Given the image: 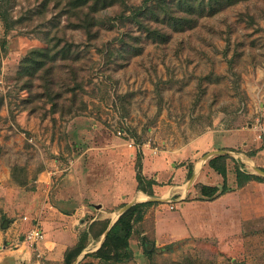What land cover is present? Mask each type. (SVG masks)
<instances>
[{
    "label": "rangeland",
    "instance_id": "374dc122",
    "mask_svg": "<svg viewBox=\"0 0 264 264\" xmlns=\"http://www.w3.org/2000/svg\"><path fill=\"white\" fill-rule=\"evenodd\" d=\"M142 1L93 10L73 8V0H0V251L28 255L14 264H64L84 233L72 264H112L93 256L102 243L103 234L95 236L102 202L89 188L123 161L136 175L139 152L141 165L145 155L171 160L215 127L242 129L244 143L231 153L263 185L226 196L224 218L171 241L155 239L147 213L159 202L150 201L133 223L131 259L118 264H264V0L202 17L162 42L128 18ZM190 183L200 184L186 172L183 184ZM83 198L91 202L83 206ZM162 203L164 220L172 219L176 202ZM212 208L203 212L213 215ZM55 215L73 239L59 259L46 255L45 233L36 249L20 241L31 221L41 226Z\"/></svg>",
    "mask_w": 264,
    "mask_h": 264
},
{
    "label": "crops",
    "instance_id": "0c3cea01",
    "mask_svg": "<svg viewBox=\"0 0 264 264\" xmlns=\"http://www.w3.org/2000/svg\"><path fill=\"white\" fill-rule=\"evenodd\" d=\"M243 134L242 129L237 127L232 129L215 127L192 139L187 146L178 149L175 154L172 155L171 160H166L161 156L152 157L151 159L147 155L143 156L141 174L144 178L154 181V184L151 186V191L158 197L149 198L150 196L147 193L137 188L135 173L133 170H130L129 161H123L120 165L115 164L113 167V174L110 178L101 181V183H96L89 188L91 193H93L90 197L93 200L102 202L95 203L98 208L96 215H101L100 219H106L109 227L118 218L120 210L125 205L130 203L133 204L136 200L155 201L153 198H158L156 201L159 202V204L155 207L152 205L153 208L151 206L147 213L153 215L155 239L157 241H171L195 235V231L200 229V226L205 225L206 222L208 223V220L211 218L219 220L225 217L223 207L219 208V206H223L222 201L226 196L233 193L237 195L246 188H254L255 186L263 185L260 180H249L242 186H238L237 184L236 169L244 172V170L241 169V162H243V160L241 158L238 159L240 155L232 154L231 151H233V149H241L244 143ZM203 153H206L204 163L201 161L197 163L196 159L198 154ZM219 154L228 155L226 159L225 181L221 175L211 169L207 163L210 156L212 157ZM174 159L177 163L173 161ZM235 161L238 164L236 168L234 166ZM124 162L125 164L123 165ZM184 162L192 163V173L190 177L199 180L200 184L198 187L193 183L187 185L183 184L186 178V172L188 174V169L186 170ZM169 163L171 167H169ZM178 163L182 164L177 166ZM162 180H170L171 185L167 187L161 186L160 183ZM223 184H225L226 190L217 194L215 198L205 197L200 192V187L203 185L210 187L216 186L221 190ZM82 186L83 189L87 187L84 184ZM95 195H100L98 197L99 199ZM174 196L175 198L173 199L172 197ZM167 201L176 202V208L173 213L175 216L170 220H164L163 217L165 212H169L168 209L164 206L160 207L161 204L166 206V203L164 204L162 202ZM81 202L84 203L83 206H85V203L88 204L91 201L84 200L83 198ZM209 206L213 207L212 209L216 216L209 212H203V208ZM116 207L119 209L116 210ZM85 209L88 210L87 208ZM41 220V229L45 233L44 244L49 249V251L45 250V253L47 256L59 259V257L63 255L64 250L73 244V239L62 230L63 228L60 226L62 222L58 215L53 217L44 216ZM170 223L172 226L168 228L163 227L164 224ZM7 225H9L8 221L2 223V227H6ZM5 251V248L0 251L1 264H14L12 262L15 257H28L26 253L21 255L15 249H13V255L4 257L3 254ZM89 252L93 251H85V253Z\"/></svg>",
    "mask_w": 264,
    "mask_h": 264
},
{
    "label": "trees",
    "instance_id": "16d2710c",
    "mask_svg": "<svg viewBox=\"0 0 264 264\" xmlns=\"http://www.w3.org/2000/svg\"><path fill=\"white\" fill-rule=\"evenodd\" d=\"M245 1L247 0H143L140 5L131 8L128 18L138 29L145 33L146 37L162 42L168 40L170 33L182 32L196 27L202 17H211L228 7ZM116 2H122V0H73L72 6L76 9L87 7L96 10V6L99 4L103 8ZM87 16L83 19L86 21L84 29L87 35L92 37L91 26L93 23H90L91 21H89ZM136 37L131 36L130 38L133 40ZM125 43L130 44L128 41H125ZM133 48H137V46ZM137 156H139L137 157L135 175L137 188L151 195V186L154 181L143 177L140 170L141 153L139 152ZM227 158V154H219L208 159L209 167L221 175L224 181L226 179ZM191 173L192 167L189 165L188 176ZM236 179L238 186H242L249 180H262L259 176L242 172L239 169H236ZM224 190H226L225 184H223L221 190L216 186L203 185L200 187L201 194L208 198H212ZM150 204V201L135 203L121 212L115 222L108 228L100 247L93 256L102 262L105 261L112 264L122 263L131 259L132 254L128 248V240L132 233L133 223L142 216L144 207ZM97 221L101 227L95 236L99 237L106 231L108 221L106 219ZM85 239L86 234L84 233L74 246L64 252V264H72L78 254L85 248L83 242Z\"/></svg>",
    "mask_w": 264,
    "mask_h": 264
},
{
    "label": "built area",
    "instance_id": "2783aa9c",
    "mask_svg": "<svg viewBox=\"0 0 264 264\" xmlns=\"http://www.w3.org/2000/svg\"><path fill=\"white\" fill-rule=\"evenodd\" d=\"M27 217H23L25 220ZM20 241L26 243L31 249H36L38 243L44 238V232L37 221H31L29 228L20 235Z\"/></svg>",
    "mask_w": 264,
    "mask_h": 264
},
{
    "label": "water",
    "instance_id": "95a60500",
    "mask_svg": "<svg viewBox=\"0 0 264 264\" xmlns=\"http://www.w3.org/2000/svg\"><path fill=\"white\" fill-rule=\"evenodd\" d=\"M153 199H154V200H158V198H153ZM150 200H151V199H150ZM130 205H131V204H127V205H125L124 207H122V209L120 210V213L123 212V211H124L126 208H128ZM120 213H119V214H120ZM112 224H113V223H112ZM112 224H111V225H112ZM111 225H110V226H111ZM110 226H109V227H110ZM109 227H108V228H109ZM108 228H107L106 231L103 233V236H102L101 242L103 241V239H104V237H105V234H106Z\"/></svg>",
    "mask_w": 264,
    "mask_h": 264
}]
</instances>
